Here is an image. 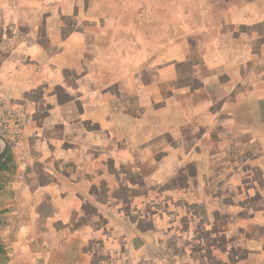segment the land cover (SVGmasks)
Listing matches in <instances>:
<instances>
[{
    "label": "crops",
    "instance_id": "1",
    "mask_svg": "<svg viewBox=\"0 0 264 264\" xmlns=\"http://www.w3.org/2000/svg\"><path fill=\"white\" fill-rule=\"evenodd\" d=\"M183 1L0 0L5 264H264V0Z\"/></svg>",
    "mask_w": 264,
    "mask_h": 264
},
{
    "label": "built area",
    "instance_id": "2",
    "mask_svg": "<svg viewBox=\"0 0 264 264\" xmlns=\"http://www.w3.org/2000/svg\"><path fill=\"white\" fill-rule=\"evenodd\" d=\"M23 124V118L0 96V134L8 141H16L21 135Z\"/></svg>",
    "mask_w": 264,
    "mask_h": 264
},
{
    "label": "rangeland",
    "instance_id": "3",
    "mask_svg": "<svg viewBox=\"0 0 264 264\" xmlns=\"http://www.w3.org/2000/svg\"><path fill=\"white\" fill-rule=\"evenodd\" d=\"M181 3H184L185 5H192L193 4V2L191 0L190 1L184 0ZM262 9H263V7H262ZM254 10L257 11L258 9L256 7H254ZM18 140H19V138L16 141H12V142H17ZM1 233H3V229H1V227H0V242L3 244V240H2V237H1ZM3 246H5V244ZM0 264H5V255L2 256V261H1Z\"/></svg>",
    "mask_w": 264,
    "mask_h": 264
},
{
    "label": "water",
    "instance_id": "4",
    "mask_svg": "<svg viewBox=\"0 0 264 264\" xmlns=\"http://www.w3.org/2000/svg\"><path fill=\"white\" fill-rule=\"evenodd\" d=\"M0 140L3 143L2 149L0 151V161H1V159L4 157L5 153L7 152L8 142L7 139L2 134H0Z\"/></svg>",
    "mask_w": 264,
    "mask_h": 264
},
{
    "label": "trees",
    "instance_id": "5",
    "mask_svg": "<svg viewBox=\"0 0 264 264\" xmlns=\"http://www.w3.org/2000/svg\"><path fill=\"white\" fill-rule=\"evenodd\" d=\"M5 255V248L3 246V244L0 242V263L2 261V256Z\"/></svg>",
    "mask_w": 264,
    "mask_h": 264
}]
</instances>
